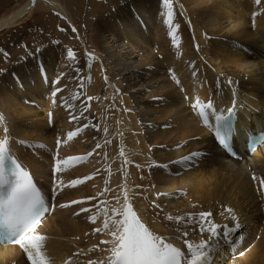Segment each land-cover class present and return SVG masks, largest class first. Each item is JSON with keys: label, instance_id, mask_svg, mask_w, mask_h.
<instances>
[{"label": "bare ground", "instance_id": "bare-ground-1", "mask_svg": "<svg viewBox=\"0 0 264 264\" xmlns=\"http://www.w3.org/2000/svg\"><path fill=\"white\" fill-rule=\"evenodd\" d=\"M40 1L64 15L79 35L70 13L59 1ZM31 4L32 0H26L2 17L0 29L23 17ZM173 4L179 47L173 45L163 23L161 0H116L103 13L98 12L95 23L88 24L91 42L99 52L94 55L101 62L102 70L96 79L78 80L85 71L84 61L68 60L65 47L53 50L49 45L41 53H27L22 63L0 78V115L8 128L11 154L36 178L53 205L50 215L36 229L46 237L43 251L49 264L74 263L79 258L82 264L106 260L110 244H104L102 251L92 257L81 256L78 251H87L98 241H111L106 232H94L102 226V211L96 223L89 222V217L105 207H122V184L127 186L132 207L142 222L185 253L187 248L179 239L181 232H189L183 239L198 243L201 237L193 231L196 226L177 224L167 217L211 212L215 223L231 227L234 222L221 211L233 209L241 228L233 237L232 250L225 246L215 255L214 264H264V216L254 221L251 212L245 217L242 203L236 201L240 196L247 209L250 204L260 205L261 216L264 199L252 176L264 178V145L248 156L236 138L233 143L241 159L228 158L217 148L209 131L201 127L191 107L197 97L202 102L211 100L218 112L232 107L235 101L239 137L264 129V0L259 5L255 0H173ZM111 36L115 38L111 47L114 51L102 46ZM170 71L179 83L172 79ZM229 79L234 82L231 87ZM3 80L11 83L8 88ZM85 91L100 93L102 100H92L90 110L82 103L73 115L77 119L69 120L71 112L64 110L63 103L74 100V93ZM26 100L29 105H25ZM34 104L54 110L55 124L51 129L35 126L33 132L28 131V116L39 115ZM77 128L85 129L86 134H78L58 148L57 139L66 140L67 133ZM84 135L96 139L86 145ZM3 136L0 126V137ZM89 148H95L98 160L85 159V163H75L54 174L56 159L84 157ZM121 149L128 163L119 155ZM192 152L203 155L187 165L174 163ZM90 170H94L90 179L68 186L73 180L88 177ZM61 182L64 186L57 188ZM102 184L104 191L98 192ZM54 187L57 196L52 192ZM144 190L150 199H146ZM104 193L115 202L95 206L90 198L104 204ZM71 201L83 202L70 204ZM61 204L70 206L61 208ZM83 208L90 211L82 212ZM207 235L203 238L207 239ZM241 251L242 257L238 254L239 259L232 258ZM0 264L30 262L19 247L0 245Z\"/></svg>", "mask_w": 264, "mask_h": 264}, {"label": "snow or ice", "instance_id": "snow-or-ice-1", "mask_svg": "<svg viewBox=\"0 0 264 264\" xmlns=\"http://www.w3.org/2000/svg\"><path fill=\"white\" fill-rule=\"evenodd\" d=\"M161 2L163 23L168 28L173 45L179 47V39L177 36L179 25L173 23L175 18L173 0H161ZM260 2L261 0H255L257 5ZM32 3L35 4V0H32ZM253 16L255 17L256 13H253ZM73 31H76L75 28H73ZM36 50L39 51V47ZM3 54L5 57L9 55L7 52ZM87 55L91 63L95 57L91 53ZM66 59H76L75 53L70 48L67 49ZM170 75L176 83H179L171 71ZM105 82L107 83V77H105ZM227 83L231 87L234 82L229 79ZM57 91L62 90L58 89ZM235 94L236 91L233 88V95L235 96ZM52 95L55 97L56 91ZM73 98L78 99V94L74 93ZM185 98L187 99V97ZM53 104H55V100H53ZM66 105L67 101H65ZM235 106L236 102L233 101L232 107L218 112L214 109L211 100L202 102L198 97L191 104L193 111L199 116L202 124L214 133L215 141L226 152L233 155L235 153L233 152L232 138L237 134L234 121L236 115ZM210 118L214 123H210ZM71 119L75 120L77 117L72 116ZM49 122L51 123V113H49ZM0 126H3L4 132V136L0 137V244L18 245L23 253L26 254L30 264H49L48 258L43 251L46 237L36 232L48 208L30 172L11 154L8 128L3 115H0ZM81 131V128H77L75 131L67 133L66 140L61 141L57 139V147L59 148L61 143L67 144L68 141H71ZM105 132H107L106 128ZM106 143H110V141H106ZM256 144H264V133H261L259 136H250L249 146L253 151L255 150ZM36 147L45 148L44 145H37ZM97 147H100V145L97 144ZM119 155L125 157L124 163H128L123 149L120 150ZM202 155L201 152H192L174 163L187 165L190 161ZM85 159L86 157L83 156L69 157L64 160L56 159L54 174L66 171L70 166H74L78 162H83ZM164 167L167 166L165 165ZM90 178L86 177L73 180L68 186L75 187L78 184L84 183L85 179ZM252 180L258 182L262 199H264V178L253 175ZM105 183L107 184L108 181H105ZM63 186L62 182L56 185L57 188H62ZM107 190L105 189V191ZM121 190L123 192L122 207H112L111 209L105 207L98 211L96 215L89 217V222L96 223L97 217L102 211L104 217L102 226L95 228L94 232H106L112 239L111 241H100L101 244L111 245L107 249L109 255L106 260L99 262L90 260L88 264H214L215 255L221 252L225 246L229 250H232L234 247L235 241L233 237L241 228V224L233 209L227 207L224 209V212L228 213L234 222L231 227L227 224L220 225L215 223L212 219L213 213L211 212L202 211L195 216L190 213L186 217H167L169 221L174 220L177 224L184 223L185 225L196 226L193 231H198L201 237L198 243L183 239L184 237H188L189 232L186 230L181 232L179 239L187 248V252L185 253L181 248L174 246L173 243L166 242V238L153 233L141 221L138 213L132 207L127 186L122 184ZM82 202L71 201L70 204ZM117 203H119V198H117ZM70 204H61L59 207L66 208ZM156 206L159 207V205ZM81 211L88 212L90 209L83 208ZM76 215H79V213H76ZM205 233L208 234L207 239L203 238ZM238 254L239 256H243L244 252L241 251ZM65 264H70V261H66Z\"/></svg>", "mask_w": 264, "mask_h": 264}, {"label": "rangeland", "instance_id": "rangeland-1", "mask_svg": "<svg viewBox=\"0 0 264 264\" xmlns=\"http://www.w3.org/2000/svg\"><path fill=\"white\" fill-rule=\"evenodd\" d=\"M25 1L26 0H0V19L2 17L10 15L13 11L18 9V7L22 6L25 3ZM57 1H59L61 5L67 9L68 13H70L69 15L71 16V19L74 21V26L77 28L79 35L76 33V31L75 32L73 31V27L64 18V15L59 14L54 10L48 9L46 5L42 4V1L35 0V4L32 3L30 5L28 12H26V14L23 15V17L11 23L9 27L4 28L2 30L0 29V70H2L0 71V78L3 79V76L9 70H13L15 66L22 63L30 52L35 54L36 53L38 54L39 52L41 53L44 50L43 47H47L49 45V46H53V50L55 48L57 49V47L59 46L60 49L62 48V46L65 47L66 51L67 49L70 48L75 53L76 59L79 60L82 59L84 61V64L86 65L85 66L86 72L84 71L83 74H80L79 77H77L78 80H81L82 82L85 81L87 82L90 81L88 79H91V77L96 79L97 72L102 70L100 68L101 62L97 58V55H94L99 52L95 49L93 43L91 42V35L88 24L89 22L95 23L98 18V12L100 11L103 13L106 7L109 6L110 2L112 1L115 2L116 0H112V1L111 0H57ZM108 39L109 40H107L105 44L103 43L102 46L103 47L105 46L106 48H110L112 51H114L115 48H111V47L115 42V38L111 36ZM38 47L40 49L39 51L36 50ZM4 52H7L9 55L5 57L3 54ZM88 53H91L95 57V59L91 61V63L87 55ZM100 58L102 59L103 57ZM142 73L139 72L138 74H142ZM149 78L151 77L149 76L148 79ZM144 79H146V77H144ZM3 81H4V86L8 88L11 84L9 80H3ZM80 82H78V84H81ZM72 87H76V85ZM142 89L144 90V87ZM88 92L90 91H85L84 94L83 92H81L80 95L78 94L79 97L78 99L76 98L74 100L72 99L71 102L67 101L69 105L65 106V102L63 103L62 107L65 106L64 110L66 112L68 111L71 112L68 113L69 115L67 118L69 120L75 113L77 114V111L80 110V106L82 103L83 106H86V108L88 107L87 109L90 110L89 104L92 100L93 101H98L99 99L102 100V98L99 97L100 95L98 96V94L100 93L97 92L93 93L92 91L91 94H88ZM82 96H84V98L80 99ZM89 97H91L92 99H89ZM28 100L25 101V105H29ZM34 108L38 110L39 115H37L36 117L28 116V118L26 119V121L30 122L28 126V131L33 132L35 126H38V129L42 127L45 129H51L55 124L54 110L52 108H45V107L38 108V105L36 104H34ZM45 109H48L49 112L48 113L45 112L44 111ZM49 113H51V123L49 122ZM93 120L96 121V119ZM94 121H92V123H94ZM68 123L64 125H68ZM94 128L96 130L99 129L98 125H96ZM94 128H92L93 131L95 130ZM84 130L81 131L79 134L80 135L84 133L86 134ZM84 138L87 140L86 145L92 144L93 141H95L96 139L95 137L93 136L90 137L88 135L87 136L84 135ZM85 151H84V157L87 156L86 157L87 161L91 159L94 160L99 159V157H97V151H95V148L92 149L89 148ZM94 153L96 154V156ZM93 155L95 156L94 158ZM78 163L81 164V162ZM93 173L94 170H90L88 173V177L94 176ZM94 186L95 185L90 187H94ZM54 189H55L54 194L55 196H57L58 195L57 188L55 187L52 188V192H54ZM101 190L104 191V184H102L99 187L98 192H100ZM145 193L146 190H144V194ZM145 197L146 199H150L149 195L147 194H145ZM103 198L104 199L102 200H104V204H101V202L96 199H91V200H93V203H95V206L97 207H105L106 204H110V200H111V204L115 202L113 198L106 196L105 193ZM236 201L242 203L243 207L241 208V212H243V215L245 217L249 216L251 212L254 213L255 216L254 221H258L260 220V217L264 216V210H262L261 216H260V212L258 211V209H260V205L253 206L252 204H250L248 206H250L251 208L247 209L246 207L247 204L245 203L243 204V200H241L240 196L236 197ZM221 212L229 215L228 213L224 212V209H222ZM96 234H100V233H96ZM103 245L104 244H101L100 241H98L97 244L90 247V249L92 248L91 251L90 249L82 252L78 251V254L81 256L88 255L92 257L93 253L97 255L102 251L101 249L103 248ZM246 245L245 247L248 248L249 244L246 243ZM95 247L97 248L96 250ZM236 256L239 259L238 253L234 255L232 258ZM101 258L102 257H100L99 259ZM70 264H82L81 258L76 260L74 263L71 262ZM218 264H227V263L222 261V262H218Z\"/></svg>", "mask_w": 264, "mask_h": 264}]
</instances>
